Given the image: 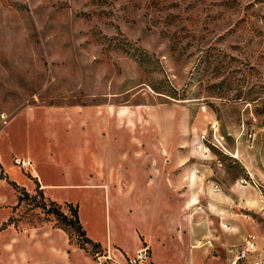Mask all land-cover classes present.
Segmentation results:
<instances>
[{"label": "rangeland", "instance_id": "rangeland-1", "mask_svg": "<svg viewBox=\"0 0 264 264\" xmlns=\"http://www.w3.org/2000/svg\"><path fill=\"white\" fill-rule=\"evenodd\" d=\"M172 136L193 172L264 183V0H0V264H130ZM43 201L77 205L99 246Z\"/></svg>", "mask_w": 264, "mask_h": 264}, {"label": "crops", "instance_id": "crops-1", "mask_svg": "<svg viewBox=\"0 0 264 264\" xmlns=\"http://www.w3.org/2000/svg\"><path fill=\"white\" fill-rule=\"evenodd\" d=\"M112 114L124 116L109 112L110 117ZM138 127L143 131V127ZM136 144L138 156L144 143L138 140ZM150 147L156 152L151 155L150 179L155 188L152 224L157 237L153 241L144 240L127 253L126 261L147 246V259L152 264H229L246 238L256 232L260 237L259 240L255 237L258 249L263 253L264 226H258L248 217L252 215L249 206H255L259 200L246 189L250 186L218 181L204 170L193 172L185 153L176 156V150L181 147L173 136L171 141L156 138ZM82 157L85 159L86 155ZM207 239L212 245L206 243Z\"/></svg>", "mask_w": 264, "mask_h": 264}, {"label": "built area", "instance_id": "built-area-1", "mask_svg": "<svg viewBox=\"0 0 264 264\" xmlns=\"http://www.w3.org/2000/svg\"><path fill=\"white\" fill-rule=\"evenodd\" d=\"M15 162L24 169H32L34 167V164L29 159L16 157ZM238 181L241 185L253 187L257 191L261 210L264 211V183L258 181L252 174L243 176ZM206 243L212 245L209 239L206 240ZM258 253L260 252L255 236L250 235L233 254L229 264H264V251L263 253ZM148 255V247L144 246L134 258L130 259V264H140V261H144Z\"/></svg>", "mask_w": 264, "mask_h": 264}, {"label": "trees", "instance_id": "trees-1", "mask_svg": "<svg viewBox=\"0 0 264 264\" xmlns=\"http://www.w3.org/2000/svg\"><path fill=\"white\" fill-rule=\"evenodd\" d=\"M14 184L15 187H17L19 189V195H18V204L21 203L22 201H24L26 198H35V195H37V193L39 192V190H42L41 185H39L38 181V188H37V193L36 194H32L30 191H28L27 189H25L24 187H20L16 182H12ZM51 202H55V200L51 199ZM58 204V203H56ZM36 206L42 207L46 210V212L48 213H53L58 222L60 223V227H62L65 230H68L69 227L75 229L76 232H78L80 235L85 236V240L91 243H94V245L97 247L99 246V242L94 241L93 239H91L89 236H87L86 233V229L84 228V225L82 224L81 220H80V216H79V210H78V206L74 205L73 203L69 202L68 206L71 212V215H69L67 212H65L61 205L59 204L58 207H55L54 209L51 208H47L46 203L43 201L42 203H38L36 204ZM12 217L9 218V220L6 222L7 223H12L13 221L11 220Z\"/></svg>", "mask_w": 264, "mask_h": 264}]
</instances>
